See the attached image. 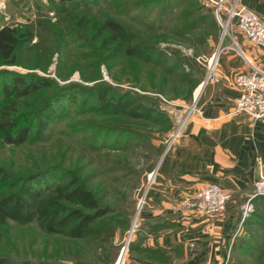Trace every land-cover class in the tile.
Returning a JSON list of instances; mask_svg holds the SVG:
<instances>
[{
    "label": "rangeland",
    "instance_id": "obj_1",
    "mask_svg": "<svg viewBox=\"0 0 264 264\" xmlns=\"http://www.w3.org/2000/svg\"><path fill=\"white\" fill-rule=\"evenodd\" d=\"M57 1L59 0H20L21 6H17L13 0H1L0 27L25 24L35 19L38 12L49 16L54 22L58 19L55 11ZM141 1L143 2L107 0L101 2V6L103 5L109 15L125 23L138 39H147L150 42L152 40L157 50L163 53L161 64L154 63L152 59V62L141 65L143 69L140 70L137 69L139 65L136 60L120 56L106 58L100 62L97 74L91 67L96 60L92 59L95 58L93 55L82 59L72 57L66 68L61 71L62 77L55 74L57 55H54L52 63L45 71L40 67L0 66L1 71L35 72L53 78L60 86L75 84L72 88H79L76 86L90 87L99 83L107 86L111 93L127 92L134 97L153 102L162 113L147 120L124 119L123 116L99 115L94 112L80 113L76 111L79 108L77 106L85 95L83 91H79L76 95L77 103H70L66 99L61 102L60 106L64 109L59 113V117L51 122L45 140L21 146L0 142L1 167L14 175L25 176L55 166L58 168L56 181L76 175L93 190L101 204L109 207V216L115 226L113 237L109 242H104L95 235L71 238L46 233L37 223L10 222L0 237V256L15 261L26 259L47 264L115 263L135 223L140 210L138 202L149 185V175L153 171L155 173L163 157L166 139L177 126L176 116L183 114L192 105L193 92L200 78L192 62H200L208 57L217 48L222 34L219 24L215 22L213 27L208 20L209 13L213 17L214 12L206 0H184L185 4L173 12L175 15L184 8L183 13L186 15L180 19V24H188L193 20L199 24V15L207 17L203 23L195 25L192 30L181 35L168 29V26L159 27V7L165 4V0L156 7L137 5ZM177 2L178 0H175V3ZM196 3L205 9L198 11ZM97 7L99 6L94 8ZM173 23L175 22L172 20L166 24L170 26ZM149 25L152 27L149 28ZM174 28L177 30L180 27L176 25ZM176 56L181 59L180 68H172V73H166L163 68L173 67V62L178 60ZM4 72L0 73V76H4ZM189 73L197 80L190 92L189 82L180 81L179 75ZM135 77L139 82H134ZM1 80L0 78V83ZM64 94L68 97L72 96L73 92L67 90ZM36 100L31 99L30 102L35 103ZM236 262L259 264L240 251L235 254L234 264Z\"/></svg>",
    "mask_w": 264,
    "mask_h": 264
},
{
    "label": "trees",
    "instance_id": "obj_2",
    "mask_svg": "<svg viewBox=\"0 0 264 264\" xmlns=\"http://www.w3.org/2000/svg\"><path fill=\"white\" fill-rule=\"evenodd\" d=\"M106 1L59 0L55 8L58 19L54 22L49 16L38 12L35 19L25 24L0 27V66L40 67L45 71L52 63L54 55H57L55 74L62 77L61 71L66 68L72 57L82 59L93 55L95 58L92 59L96 60L91 67L97 74L100 62L106 58L120 56L136 60V64L139 65L137 69L140 70L143 69L141 65L152 62V59L154 63L161 64L163 53L157 50L153 41L138 39L125 23L105 12L101 2ZM162 1L164 0H143L137 5L156 7ZM183 1L178 0L175 3V0H165V4L159 7L161 9L158 17L159 27L168 26L170 28L165 29H172L181 35L192 30L195 25L203 23L207 17L199 15L197 17L199 24L194 20L188 24H180L182 17L186 15L183 13L184 8L175 15L173 12L185 4ZM96 6L99 7L95 9ZM196 6L198 11L205 9L198 4ZM212 15L213 17L209 13L208 20L214 27L215 22L217 25L218 22L213 13ZM172 20L175 23L170 26L166 24ZM176 25L180 27L177 30L174 28ZM150 27L152 26L149 25ZM177 59L173 62V67L163 68L166 73H172V68H180L182 62L179 61L181 60L179 57ZM4 71L0 69V73H5L4 76H0L2 144L21 146L45 140L51 122L57 119L64 109L60 106L61 102L66 99L70 103H77L76 95L79 91H83L85 95L77 106L79 108L76 111L80 113L118 115L131 120H147L153 115L162 114L153 102H148L142 97H134L127 92L112 94L107 86L99 83L90 87L72 88L75 84L60 86L53 78L35 72ZM179 75L180 81L189 82L190 92L197 80L191 77V73ZM134 82H139L137 77ZM67 90L73 92L72 96L67 97L64 94ZM31 99L37 100L31 103ZM57 174L58 168L55 166L25 176L14 175L0 166V237L10 222L37 223L49 234L71 238L95 235L99 240L109 242L115 230L109 216V207L101 204L93 190L76 175H69L62 181H56ZM255 202L254 211L243 221L244 229L237 237L236 251L251 257L259 264H264V198L259 197ZM257 239L261 241L258 242ZM0 264L47 263L26 259L15 261L1 255Z\"/></svg>",
    "mask_w": 264,
    "mask_h": 264
},
{
    "label": "crops",
    "instance_id": "obj_3",
    "mask_svg": "<svg viewBox=\"0 0 264 264\" xmlns=\"http://www.w3.org/2000/svg\"><path fill=\"white\" fill-rule=\"evenodd\" d=\"M13 1L21 6L20 0ZM237 2L264 17V0ZM233 37L244 57L229 48L233 45L229 35L221 36L217 46L223 50L218 60L221 73L246 70L244 58L264 66V48L235 26ZM192 65L201 78L200 63ZM196 95L198 111L188 116L145 190L124 264H234L237 237L244 229L241 206L264 163V123L234 111L238 90L226 79L198 88ZM203 183L230 192L224 210L201 217L174 208L185 193Z\"/></svg>",
    "mask_w": 264,
    "mask_h": 264
},
{
    "label": "built area",
    "instance_id": "obj_4",
    "mask_svg": "<svg viewBox=\"0 0 264 264\" xmlns=\"http://www.w3.org/2000/svg\"><path fill=\"white\" fill-rule=\"evenodd\" d=\"M206 3L210 4L213 8L214 16L222 29L221 36L229 35L231 37L233 45L229 47L230 49L244 57L243 51L233 37L234 26L249 41L264 48V17L238 4L237 0H206ZM222 51L217 47L208 57L203 58L199 62L203 67V75L193 92L192 105L183 114L176 116L177 126L166 139L163 156L179 137L182 126L188 116L193 111H198L196 107V90L210 82L219 83L223 79L228 80L238 90L234 103V111L247 114L253 120L264 123V66L244 58L247 65L246 70L233 75L223 74L218 69V60ZM161 98L164 99L163 97ZM151 174L149 175V179ZM230 197L231 194L226 188L215 183H203L194 190L185 193L174 208L187 212L192 216L212 217L224 210ZM259 197L264 198V163L259 164L257 177L252 184V191L241 206L243 219L249 217L254 211V200ZM144 202L145 192L139 199L138 209L142 207ZM134 228L135 223L129 232L127 240L121 247L114 264H124V253Z\"/></svg>",
    "mask_w": 264,
    "mask_h": 264
},
{
    "label": "bare ground",
    "instance_id": "obj_5",
    "mask_svg": "<svg viewBox=\"0 0 264 264\" xmlns=\"http://www.w3.org/2000/svg\"><path fill=\"white\" fill-rule=\"evenodd\" d=\"M154 174V171L152 172L151 176ZM151 176H150V179H151Z\"/></svg>",
    "mask_w": 264,
    "mask_h": 264
}]
</instances>
